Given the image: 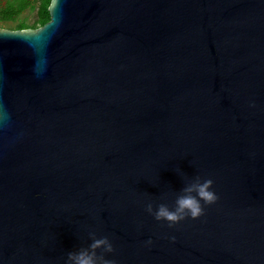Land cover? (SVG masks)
<instances>
[{"label":"water","instance_id":"1","mask_svg":"<svg viewBox=\"0 0 264 264\" xmlns=\"http://www.w3.org/2000/svg\"><path fill=\"white\" fill-rule=\"evenodd\" d=\"M48 11L0 26V264H264V0ZM196 179L199 218L147 211Z\"/></svg>","mask_w":264,"mask_h":264},{"label":"clouds","instance_id":"2","mask_svg":"<svg viewBox=\"0 0 264 264\" xmlns=\"http://www.w3.org/2000/svg\"><path fill=\"white\" fill-rule=\"evenodd\" d=\"M5 119V112L0 111V121ZM213 181L211 179L200 181L196 179L186 185L183 189V195L176 200L175 208H169L166 204H160L154 208L150 203L147 211L155 216V219L164 220L173 225L179 223L185 218L191 217L197 219L203 214L202 202L207 204L214 203L218 196L212 190ZM147 243L151 244L149 240ZM104 248L107 252H112L113 245L107 237L93 239L92 244L87 249L69 252L66 264H113L102 256H97L96 249Z\"/></svg>","mask_w":264,"mask_h":264},{"label":"trees","instance_id":"3","mask_svg":"<svg viewBox=\"0 0 264 264\" xmlns=\"http://www.w3.org/2000/svg\"><path fill=\"white\" fill-rule=\"evenodd\" d=\"M0 0V25L14 29L36 28L50 19L48 6L51 0ZM26 10H36L35 17L29 21L27 16L20 15ZM13 23V24H11Z\"/></svg>","mask_w":264,"mask_h":264},{"label":"rangeland","instance_id":"4","mask_svg":"<svg viewBox=\"0 0 264 264\" xmlns=\"http://www.w3.org/2000/svg\"><path fill=\"white\" fill-rule=\"evenodd\" d=\"M1 1H2V3L5 2V0H1ZM32 1L35 2V3H38L37 0H32ZM35 14H36V10H32V11L26 10V11L23 12L20 16H21V17H25V16H27L28 20L31 21V20L35 17ZM11 24H13V23H11ZM0 26L8 27V26H6V25H0ZM8 28H9V27H8Z\"/></svg>","mask_w":264,"mask_h":264}]
</instances>
